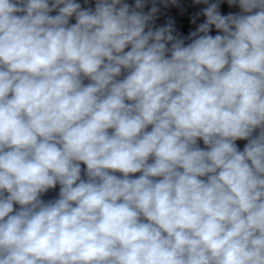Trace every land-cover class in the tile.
Masks as SVG:
<instances>
[{"label": "clouds", "instance_id": "clouds-1", "mask_svg": "<svg viewBox=\"0 0 264 264\" xmlns=\"http://www.w3.org/2000/svg\"><path fill=\"white\" fill-rule=\"evenodd\" d=\"M158 2L0 0V264H264V0Z\"/></svg>", "mask_w": 264, "mask_h": 264}]
</instances>
